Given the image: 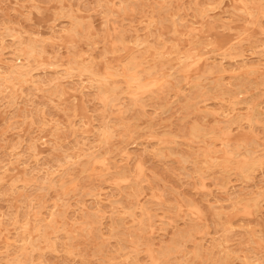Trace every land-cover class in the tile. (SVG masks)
I'll list each match as a JSON object with an SVG mask.
<instances>
[{
	"label": "rangeland",
	"instance_id": "obj_1",
	"mask_svg": "<svg viewBox=\"0 0 264 264\" xmlns=\"http://www.w3.org/2000/svg\"><path fill=\"white\" fill-rule=\"evenodd\" d=\"M0 40V264H264V0H0Z\"/></svg>",
	"mask_w": 264,
	"mask_h": 264
},
{
	"label": "bare ground",
	"instance_id": "obj_2",
	"mask_svg": "<svg viewBox=\"0 0 264 264\" xmlns=\"http://www.w3.org/2000/svg\"><path fill=\"white\" fill-rule=\"evenodd\" d=\"M16 1H17V0H16ZM56 1H57V0H56ZM127 1H128V0H127ZM119 2H120V1H119ZM124 2H125V1H124ZM68 3H69V2H68ZM108 5H109V4H108ZM68 6H70V4H69ZM105 6H106V5H105ZM60 7H62V6L60 5ZM104 8H106V7H104ZM69 10H71V9L68 8V11H69ZM103 11H104V10H103ZM107 11H108V10H107ZM110 12H112V11H110ZM110 12H109V13H110ZM105 13H107V12H105ZM112 13H113V12H112ZM110 15H111V13H110ZM112 15H113V14H112ZM201 17H202V16H201ZM204 17H205V16H204ZM106 18H107V17H106ZM250 18H251V17H250ZM252 19H253V18H252ZM256 19H257V18H256ZM249 20H250V19H249ZM253 20H255V19H253ZM9 21H10V20H9ZM105 21H106V20H105ZM109 21H110V20H109ZM109 21H108V22H109ZM10 22H11V21H10ZM73 22H74V21H73ZM73 22H72V23H73ZM106 22H107V21H106ZM90 24H91V23H90ZM204 24H205V22H204ZM83 25H84V24H83ZM87 25H88V24H87ZM88 26H89V25H88ZM88 26H87V27H88ZM107 26H108V25H107ZM9 28H10V27H9ZM200 28H201V27H200ZM12 29H13V28H12ZM115 29H116V28H115ZM19 30H20V29H19ZM108 30H109V29H108ZM204 30H205V29H204ZM14 31H15V30H14ZM52 31H53V30H52ZM110 31H111V30H110ZM205 31H206V30H205ZM16 32H17V31H16ZM53 32H54V31H53ZM51 33H52V32H51ZM202 33H203V32H202ZM211 33H212V32H211ZM54 34H55V33H54ZM19 35H20V34H19ZM162 35H163V34H162ZM201 35H202V34H201ZM211 35H212V34H211ZM53 36H54V35H53ZM110 36H111V35H110ZM116 36H117V35H116ZM51 37H52V36H51ZM232 37H233V36H232ZM1 38H2V36H1ZM30 38H31V37H30ZM55 38H56V37H55ZM119 38H120V37H119ZM123 38H124V37H123ZM39 39H40V38H39ZM186 39H187V38H186ZM18 40H19V39H18ZM174 40H175V39H174ZM183 40H184V39H183ZM195 40H196V39H195ZM0 41H1V40H0ZM114 41H115V40H114ZM120 41H122V38H121ZM181 41H182V40H181ZM201 41H202V39H201ZM201 41H200V43H201ZM226 41H227V40H226ZM36 42H37V41H36ZM38 42H39V41H38ZM41 42H42V41H41ZM107 42H108V41H107ZM118 42H119V40H118ZM128 42H129V41H128ZM211 42H212V41H211ZM22 43H23V42H22ZM26 43H27V42H26ZM105 43H106V42H105ZM193 43H194V42H193ZM196 43H197V42H196ZM198 43H199V42H198ZM206 43H207V42H206ZM229 43H230V42H229ZM231 43H232V42H231ZM118 44H119V43H118ZM120 44H121V42H120ZM174 44H175V43H174ZM194 44H195V43H194ZM194 44H193V45H194ZM208 44H209V42H208ZM110 45H111V44H110ZM125 45H126V44H125ZM131 45H132V44H131ZM175 45H176V44H175ZM202 45H204V44H202ZM206 45H207V44H206ZM210 45H212V44H210ZM225 45H226V44H225ZM179 46H180V45H179ZM116 47H117V46H116ZM125 47H127V46H125ZM172 47H173V46H172ZM175 47H176V46H175ZM175 47H174V48H175ZM192 47H193V46H192ZM238 47H239V46H238ZM25 48H26V46H25ZM180 48H181V46H180ZM187 48H188V47H187ZM111 49H113V48H111ZM185 49H186V48H185ZM198 49H199V48H198ZM224 49H225V48H224ZM51 50H52V49H51ZM114 50H115V49H113V51H114ZM174 50H175V49H174ZM174 50H173V51H174ZM183 50H184V49H183ZM188 50H189V49H188ZM188 50H187L186 52H188ZM28 51H29V50H28ZM54 51H56V50H54ZM195 51H196V50H195ZM201 51H202V50H201ZM239 51H240L239 53H241V50H239ZM39 52H40V51H39ZM43 52H44V51H43ZM186 52H185V53H186ZM191 52H192V51H191ZM196 52H197V51H196ZM47 53H48V52H47ZM115 53H116V52H115ZM117 53H118V52H117ZM1 54H2V53H1ZM26 54H27V53H26ZM38 54H39V53H38ZM48 54H49V53H48ZM100 54H101V53H100ZM103 54H104V53H103ZM105 54H106V53H105ZM112 54H113V53H112ZM130 54H131V53H130ZM136 54H138L137 51H136ZM136 54H135V55H136ZM142 54H143V53H142ZM180 54H181V53H180ZM196 54H197V53H196ZM236 54H237V53H236ZM138 55H139V54H138ZM188 55H189V54H188ZM201 55H202V54H201ZM227 55H228V54H227ZM240 55H241V54H240ZM136 56H137V55H136ZM197 56H198V55H197ZM225 56H226V55H225ZM242 56H243V55H242ZM45 57H46V56H45ZM58 57H59V56H58ZM106 57H107V56H106ZM184 57H185V56H184ZM198 57H199V56H198ZM48 58H49V57H48ZM54 58H55V57H54ZM100 58H101V57H100ZM102 58H103V57H102ZM137 58H138V56H137ZM176 58H177V57H176ZM178 58H179V56H178ZM191 58H192V57H191ZM236 58H237V57H236ZM1 59H2V58H1ZM45 59H46V58H45ZM45 59H44V60H45ZM86 59H88V58H86ZM86 59H85V60H86ZM134 59H135V58H134ZM179 59L182 60L181 58H179ZM226 59H227V57H226ZM75 60H76V59H75ZM79 60H80V59H79ZM136 60H137V59H136ZM136 60H135V61H136ZM169 60H170V59H169ZM177 60H178V59H177ZM184 60H185V59H184ZM184 60H182V61H180V62H184ZM242 60H243V59H242ZM263 60H264V59H263ZM263 60H262V61H263ZM5 61H7V59H6ZM31 61H32V60H31ZM35 61H36V60H35ZM139 61H140V60H139ZM145 61H146V60H145ZM186 61H187V60H186ZM213 61H214V60H213ZM213 61H212V62H213ZM240 61H241V60H240ZM246 61H247V59H246ZM36 62H37V61H36ZM54 62H55V61H54ZM73 62H74V61H73ZM73 62H72V63H73ZM87 62H88V61H87ZM119 62H120V61H119ZM123 62H124V61H123ZM143 62H144V61H143ZM148 62H149V61H148ZM162 62H163V61H162ZM178 62H179V61H178ZM41 63H42V62H41ZM55 63H56V62H55ZM90 63H91V62H90ZM126 63H127V62H126ZM155 63H157V62H155ZM188 63H189V62H188ZM224 63H225V62H224ZM224 63H223V64H224ZM246 63H247V62H246ZM29 64H31V63H29ZM77 64H79V63H77ZM129 64H131V63H129ZM135 64H136V63H135ZM143 64H144V63H143ZM152 64H154V63H152ZM162 64H163V63H162ZM182 64H183V63H182ZM184 64H185V63H184ZM210 64H211V63H210ZM213 64H214V63H213ZM241 64H242V63H241ZM241 64H240V65H241ZM4 65H5V64H4ZM20 65H21V64H20ZM34 65H35V64H34ZM72 65H73V64H72ZM79 65H80V64H79ZM107 65L109 66L108 63H107ZM117 65H118V64H117ZM166 65H167V64H166ZM168 65H169V64H168ZM214 65H215V64H214ZM0 66H1V65H0ZM9 66H11V65H9ZM22 66H23V65H22ZM55 66H56V64H55ZM77 66H78V65H77ZM89 66H90V65H89ZM119 66H121V65H119ZM123 66H124V64H123ZM127 66H128V65H127ZM137 66H140V65L137 64ZM171 66H172V65H171ZM179 66H180V65H179ZM181 66H182V65H181ZM233 66H234V64H233ZM254 66H255V65H254ZM258 66L261 67V65H258ZM33 67H34V66H33ZM144 67H145V66H144ZM153 67H154V66H153ZM165 67H166V66H165ZM165 67H164V68H165ZM167 67H169V66H167ZM250 67H251V66H250ZM36 68H37V67H36ZM87 68H90V67H87ZM132 68H133V67H132ZM141 68H142V66H141ZM145 68H146V67H145ZM252 68H253V67H252ZM11 69H12V68H11ZM130 69H131V68H130ZM130 69H129V70H130ZM134 69H136L135 66H134ZM154 69H155V67H154ZM182 69H183V68H182ZM214 69H215V67H214ZM218 69H220V68H218ZM71 70H72V69H71ZM93 70H94V69H93ZM109 70H110V69H109ZM112 70H113V69H112ZM129 70H128V72H129ZM131 70H133V69H131ZM145 70H146V69H145ZM157 70H158V69H157ZM162 70H163V69H162ZM170 70H171V69H170ZM240 70H241V69H240ZM260 70H261V68H260ZM84 71H85V69H84ZM97 71H98V70H97ZM120 71H121V69H120ZM216 71H218V70H216ZM222 71H226V70H223V69H222ZM241 71H242V70H241ZM241 71H240V72H241ZM245 71H246V70H245ZM3 72H4V71H2V73H3ZM10 72H16V70L12 69ZM17 72H18L19 76H21V77H25V76L28 75L27 72H23V71H21V70H19V71H17ZM79 72H80V71H79ZM95 72H96V71H95ZM109 72H110V71H109ZM116 72H117V71H116ZM137 72H138V71H137ZM251 72H252V71H251ZM87 73H89V72H87ZM92 73H93V72H92ZM110 73H111V72H110ZM117 73H118V72H117ZM120 73H121V72H120ZM120 73H119V74H120ZM122 73H123V70H122ZM138 73H139V72H138ZM147 73H148V72H147ZM149 73H150V72H149ZM155 73H156V72H155ZM230 73L232 74L231 70H230ZM90 74H91V73H90ZM93 74H94V73H93ZM97 74H99V72H97ZM108 74H109V73H108ZM139 74L141 75L142 73H139ZM145 74H146V73H145ZM178 74H179V73H178ZM239 74H240V73H239ZM241 74H242V73H241ZM241 74H240V75H241ZM52 75H53V73H52ZM81 75H82V74H81ZM121 75H122V74H121ZM124 75H126V74H124ZM148 75H149V74H148ZM205 75H206V74H205ZM211 75H213V74H211ZM222 75H224V74H222ZM225 75H226V74H225ZM225 75H224V76H225ZM227 75H229V74H227ZM60 76H61V75H60ZM113 76H114V74H113ZM118 76H119V75H118ZM118 76H117V77H118ZM143 76H144V75H143ZM153 76H154V75H153ZM179 76H180V75H179ZM30 77H31V76H30ZM34 77H35V76H34ZM62 77H64V76H62ZM62 77H60V78H62ZM125 77H128V76H125ZM158 77H159V76H158ZM170 77H171V76H170ZM208 77H209V76H208ZM218 77H219V76H218ZM238 77H239V76H238ZM258 77H259V76H258ZM10 78H12V77H10ZM16 78H17V77H16ZM18 78H19V77H18ZM18 78H17V79H18ZM98 78H99V77H98ZM107 78H108V77H107ZM121 78H123V76H122ZM130 78H131V76L129 77V79H130ZM148 78H149V77H148ZM152 78H153V77H152ZM161 78H162V77H161ZM175 78H176V81H177V77H175ZM214 78H215V77H214ZM233 78H234V77H233ZM242 78H243V77H242ZM0 79H1V78H0ZM22 79H23V78H22ZM171 79H173V78H171ZM222 79H224V78H222ZM222 79H220V80L222 81ZM234 79H235V78H234ZM234 79H233V80H234ZM245 79H246V78H245ZM8 80H9V78H8ZM15 80H16V79H15ZM15 80H14V81H15ZM113 80H114V79H113ZM121 80H122V79H121ZM135 80H136V78H135ZM135 80L132 79V81H135ZM195 80H196V79H195ZM236 80L238 81V78H237ZM247 80H248V79H247ZM6 81H7V80H6ZM9 81H10V80H9ZM11 81H12V80H11ZM16 81H17V80H16ZM22 81H23V80H22ZM109 81H110V80H109ZM118 81H119V80H118ZM129 81L131 82V79H130ZM234 81H235V80H234ZM263 81H264V79H263ZM12 82H13V81H12ZM45 82H46V81H45ZM113 82H114V81H113ZM135 82H136V81H135ZM178 82H179V81H177L176 84H177ZM232 82H233V81H232ZM252 82H253V81H252ZM9 83H10V82H9ZM16 83H17V82H16ZM39 83H41V82H39ZM39 83H38V84H39ZM136 83H137V82H136ZM201 83H202V82H201ZM224 83H225V82H224ZM244 83H245V82H244ZM253 83H254V82H253ZM253 83H252V84H253ZM17 84H18V83H17ZM41 84H42V83H41ZM124 84H125V83H124ZM173 84H174V83H173ZM176 84H175L174 86H176ZM194 84H195V83H194ZM206 84H207V83H206ZM230 84H231V83H230ZM242 84H243V83H242ZM245 84H246V83H245ZM250 84H251V83H250ZM252 84H251V85H252ZM262 84H263V83H262ZM262 84H261V85H262ZM35 85H36V84H35ZM42 85H43V84H42ZM136 85H137V84H136ZM188 85H189V84H188ZM199 85H200V83H199ZM201 85H202V84H201ZM219 85H221V84H219ZM28 86H29V85H28ZM30 86H31V84H30ZM61 86H62V85H61ZM69 86H70V85H69ZM190 86H191V85H190ZM194 86H195V85H194ZM194 86H193V90L195 89V91L197 92V90H196V88H195ZM221 86H222V85H221ZM235 86H236V85H235ZM235 86H234V87H235ZM243 86H244V84H243ZM248 86H250L249 83H248ZM253 86H254V85H253ZM15 87H16V85H15ZM52 87H53V86H52ZM70 87H71V86H70ZM114 87H115V86H114ZM120 87H121V86H120ZM122 87H123V86H122ZM127 87H129V86H127ZM188 87H189V86H188ZM196 87H197V86H196ZM199 87H200V86H199ZM208 87H210V86L208 85ZM224 87H226V86H224ZM57 88H59V87H57ZM57 88H56V89H57ZM64 88H65V87H64ZM102 88H103V87H102ZM102 88H101V89H102ZM115 88H119V87H115ZM154 88H155V87H154ZM210 88H211V87H210ZM213 88H214V87H213ZM221 88H223V87H221ZM235 88H236V87H235ZM244 88H245V87H244ZM253 88H254V87H253ZM9 89H11V88H9ZM67 89H68V87H67ZM95 89H96V88H95ZM101 89H100V90H101ZM110 89H111V88H110ZM113 89H114V88H112V90H113ZM191 89H192V88H191ZM203 89H204V88H203ZM206 89H207V88H206ZM236 89H237V88H236ZM240 89H241V88H240ZM245 89H246V88H245ZM255 89H256V88H255ZM19 90H21V89H19ZM27 90L29 91V89H27ZM27 90H26V91H27ZM33 90H35V89H33ZM102 90H103V89H102ZM181 90H182V89H181ZM199 90H200V89H199ZM228 90L231 91V89H228ZM243 90H244V89H243ZM24 91H25V89H24ZM36 91H37V90H36ZM39 91H40V90H39ZM56 91H57V90H56ZM70 91H71V90H70ZM107 91H108V90H107ZM116 91H117V90H116ZM179 91H180V90H179ZM232 91H233V90H232ZM247 91H248V90H247ZM100 92H101V91H100ZM117 92H118V91H117ZM145 92H146V91H145ZM145 92H144V94H145ZM147 92H149V91H147ZM168 92H169V91H168ZM168 92H167V93H168ZM187 92H188V91H187ZM190 92L192 93V92H194V91H191V90H190ZM207 92H208V91H207ZM233 92H234V91H233ZM257 92H258V91H257ZM260 92H261V91H260ZM55 93H57V92H55ZM103 93H104V92H103ZM106 93H107V92H106ZM109 93H112V92H109ZM120 93H121V92L119 91L118 95H119ZM122 93H123V92H122ZM130 93H131V92H130ZM142 93H143V92H142ZM200 93H201V92H200ZM210 93H211V92H210ZM236 93H238V92H236ZM250 93H251V92H250ZM250 93H249V94H250ZM255 93H256V92H255ZM9 94H10V93H9ZM9 94H8V95H9ZM12 94H13V93H12ZM58 94H59V93H58ZM58 94H57V95H58ZM99 94H100V93H99ZM123 94H124V93H123ZM137 94H138V93H137ZM144 94H143V95H144ZM155 94H156V93H155ZM208 94H209V93H208ZM208 94H207V95H208ZM245 94H246V93H245ZM253 94H254V93H253ZM258 94H259V93H258ZM94 95H95V93H94ZM101 95H102V94H101ZM135 95H136V93H135ZM168 95H169V93H168ZM168 95H167V96H168ZM177 95H178V94H177ZM188 95H189V94H188ZM194 95H195V94H194ZM194 95H193L192 97H194ZM215 95H216V94H215ZM229 95H230V94H229ZM256 95H257V94H256ZM256 95H255V96H256ZM136 96H138V95H136ZM140 96H142V95H140ZM167 96H166V97H167ZM170 96H171V94H170ZM200 96H201V94H200ZM200 96H199V97H200ZM252 96H253V95H252ZM261 96H262V94H261ZM261 96L258 95V97H261ZM7 97H8V96H7ZM42 97H43V96H42ZM115 97H116V96H115ZM117 97H119V96H117ZM126 97H127V96H125V98H126ZM152 97H153V96H152ZM166 97H165V98H166ZM190 97H191V96H190ZM192 97H191V98H192ZM202 97H203V96H202ZM221 97H222V96H221ZM234 97H235V95H234ZM247 97H248V96H247ZM120 98H121V97H120ZM157 98H158V97H157ZM181 98H182V97H181ZM200 98H201V97H200ZM217 98H218V97H217ZM219 98H220V97H219ZM235 98H237V97H235ZM256 98H257V96H256ZM256 98H254V99H256ZM49 99H50V98H49ZM99 99H100V98H99ZM155 99H156V98H155ZM158 99H159V98H158ZM195 99H196V98H195ZM249 99H250V98H249ZM249 99H248V101H249ZM102 100H103V99H102ZM117 100H118V98H117ZM117 100H116V101H117ZM167 100H168V99H167ZM181 100H183V99H181ZM184 100H186V99H184ZM193 100H194V99H193ZM193 100H192V101H193ZM196 100H197V99H196ZM237 100H238V99H237ZM237 100H236V101H237ZM243 100H244V99H243ZM243 100H242V98H241V102H243ZM250 100H251V99H250ZM258 100H259V99H258ZM21 101H22V100H21ZM23 101H24V100H23ZM47 101H48V100H47ZM50 101H51V100H49V102H50ZM119 101H120V99H119ZM199 101H200V100H199ZM9 102H10V101H9ZM52 102H53V101H52ZM159 102H160V101H159ZM205 102H206V100H205ZM237 102H239V101H237ZM15 103H16V102H15ZM156 103L158 104V102H156ZM235 103H236V102H235ZM244 103H245V101H244ZM247 103H248V102H247ZM17 104H18V102H17ZM21 104H22V103H21ZM105 104H106V103H105ZM123 104H125V103H123ZM241 104H243V103H241ZM258 104H259V103H258ZM22 105H23V104H22ZM70 105H71V104H70ZM121 105H122V104H121ZM126 105H127V103H126ZM131 105H132V102H131L130 106H131ZM144 105H145V104H144ZM149 105H150V103H149ZM149 105H148V106H149ZM158 105H159V104H158ZM162 105H163V104H162ZM199 105H201V101H200V104H199ZM239 105H240V104H239ZM243 105H244V104H243ZM245 105H246V104H245ZM254 105H255V104H254ZM261 105H262V104H261ZM14 106L16 107V105H14ZM65 106H66V105H65ZM67 106H68V105H67ZM116 106H117V105H116ZM119 106H120V105H119ZM159 106H161V105H159ZM186 106H187V104H186ZM186 106H185V107H186ZM194 106H195V105H194ZM23 107H24V106H23ZM98 107H99V106H98ZM123 107H124V105H123ZM126 107H127V106H126ZM165 107H166V106H165ZM187 107H188V106H187ZM232 107H233V106H232ZM239 107H240V106H239ZM241 107H242V105H241ZM249 107H250V105H249ZM255 107H256V106H255ZM257 107H258V106H257ZM67 108H68V107H67ZM101 108H102V106H101ZM114 108H115V107H114ZM116 108H117V107H116ZM128 108H129V107H128ZM130 108H132V107H130ZM192 108H193V107H192ZM194 108H195V107H194ZM203 108H205V107H203ZM235 108H236V106H235ZM250 108H251V107H250ZM259 108H261V107H259ZM13 109H14V108H13ZM16 109H17V107H16ZM104 109H105V107H104ZM111 109H112V108H111ZM188 109H189V108H188ZM198 109H199V108H198ZM222 109H223V106H222ZM253 109H255V108L253 107ZM256 109H257V108H256ZM256 109H255V110H256ZM19 110H20V109H19ZM19 110H17V112H18ZM23 110H24V109H23ZM23 110H21V111H23ZM70 110H71V109H70ZM126 110H128V109H126ZM126 110H125V112H126ZM243 110H244V109H243ZM261 110H262V109H261ZM24 111H25V110H24ZM24 111H23V112H24ZM117 111H118V110H117ZM229 111H230V110H229ZM71 112H72V110H71ZM111 112H112V111H111ZM138 112H139V110H138ZM185 112H186V111H185ZM202 112H203V110H202ZM205 112H206V111H205ZM205 112H204V113H205ZM211 112H212V111H211ZM254 112H255V111H254ZM107 113H108V112H107ZM121 113H122V112H121ZM121 113H120V114H121ZM126 113H127V112H126ZM134 113H136V112H134ZM139 113H141V112H139ZM144 113H145V112H144ZM187 113H188V111H187ZM187 113H186V114H187ZM206 113H207V112H206ZM234 113H235V112H234ZM238 113H239V112H238ZM255 113H256V112H255ZM11 114H13V113H11ZM23 114H24V113H23ZM25 114H26V113H25ZM118 114H119V113H118ZM141 114H142V113H141ZM146 114H147V113H146ZM257 114H258V113H257ZM17 115H18V114H17ZM17 115H16V116H17ZM26 115H27V114H26ZM100 115H101V114H100ZM100 115H99V117H101ZM139 115H140V114H139ZM142 115H143V114H142ZM189 115H190V114H189ZM219 115L221 116L220 113H219ZM234 115H235V114H234ZM245 115H246V114H245ZM245 115H244V116H245ZM255 115H256V114H255ZM263 115H264V114H263ZM263 115H262V116H263ZM24 116H25V115H24ZM24 116H23V117H24ZM144 116H145V115H144ZM222 116H223V115H222ZM244 116H243V117H244ZM256 116H257V115H256ZM260 116H261V115H260ZM9 117H10V116H9ZM74 117H75V116H74ZM110 117H114V116H110ZM131 117H132V116H131ZM139 117H141V115H140ZM145 117H146V116H145ZM186 117H187V116H186ZM26 118H27V117H26ZM43 118H44V117H43ZM103 118H104V117H102V119H103ZM184 118H185V117H184ZM262 118H263V117H262ZM24 119H25V118H24ZM45 119H46V118H45ZM100 119H101V118H100ZM102 119H101V120H102ZM259 119H260V117H259ZM21 120H22V119H21ZM127 120H128V119H127ZM223 120H224V119H223ZM229 120H231V119H229ZM240 120H242L241 117H240L239 121H240ZM243 120H244V119H243ZM261 120H262V119H261ZM13 121H14V120H13ZM33 121H34V120H33ZM102 121H103V120H102ZM113 121H114V120H113ZM113 121H112V122H113ZM119 121H121V120H119ZM5 122H6V121H5ZM22 122H23V121H22ZM39 122H40V121H39ZM116 122H117V121H116ZM215 122H216V121H215ZM232 122H233V120H232ZM246 122H247V121H246ZM248 122H249V121H248ZM11 123H12V122H11ZM31 123H33V122H31ZM37 123H38V122H37ZM121 123H122V122H120V125H122ZM146 123H148V122H146ZM192 123H193V122H192ZM221 123H222V122H221ZM223 123H224V122H223ZM223 123H222V124H223ZM241 123H242V122H239V125H240ZM249 123H251V122H249ZM24 124H25V123H24ZM55 124H56V123H55ZM99 124H101V123H99ZM130 124H131V123H130ZM136 124H137V123H136ZM141 124H142V123H141ZM199 124H200V123H199ZM237 124H238V123H237ZM252 124H253V123H252ZM9 125H10V124H9ZM14 125H15V124H14ZM14 125H13V126H14ZM102 125H103V124H102ZM109 125H111V124H109ZM109 125H108V126H109ZM134 125H135V124H134ZM151 125H152V122H151ZM202 125H204V124H202ZM235 125H236V124H235ZM2 126H3V125H2ZM57 126H58V125H57ZM59 126H60V125H59ZM73 126H74V125H73ZM108 126H106V127H108ZM123 126H125V125H123ZM132 126H133V125H132ZM246 126H247V125H246ZM106 127H105V128H106ZM134 127H135V126H134ZM134 127H133V128H134ZM138 127H139V126H138ZM205 127H206V126H205ZM227 127H228V126H227ZM56 128H57V127H56ZM58 128H60V127H58ZM80 128H81V127H80ZM98 128H99V127H98ZM150 128H151V127H150ZM180 128H182V127L180 126ZM183 128H184V127H183ZM189 128H190V127H189ZM206 128H207V127H206ZM13 129H14V128H13ZM13 129H11V130H13ZM15 129H16V128H15ZM60 129H61V128H60ZM60 129H59V130H60ZM99 129H100V128H99ZM108 129H109V128H108ZM112 129H113V128H112ZM114 129H115V128H114ZM119 129H120V128H119ZM119 129H118V131H119ZM208 129H209V128H208ZM8 130H9V129H8ZM57 130H58V129H57ZM72 130H73V129H72ZM121 130H122V129H121ZM153 130H154V129H153ZM178 130H179V129H178ZM187 130H188V128H187ZM206 130H207V129H206ZM206 130H204V131H206ZM214 130H215V129H214ZM216 130H217V129H216ZM221 130H222V129H221ZM34 131H35V130H34ZM106 131H107V130H106ZM109 131H110V130H109ZM111 131L113 132V130H111ZM116 131H117V130H116ZM146 131H147V130H146ZM146 131H145V132H146ZM149 131H151V130H149ZM181 131H182V130H181ZM181 131H180V132H181ZM189 131H190V130H189ZM189 131H188V132H189ZM197 131H198V130H197ZM17 132H18V131H17ZM53 132H54V131H53ZM140 132H141V131H140ZM151 132L153 133V131H151ZM178 132H179V131H178ZM183 132H184V131H183ZM208 132H209V131H208ZM211 132H212V131H211ZM72 133H73V132H72ZM104 133H105V131H104ZM117 133H119V132H117ZM126 133H128V132H126ZM131 133H132V132H131ZM143 133H144V132H143ZM161 133H162V132H161ZM163 133H164V132H163ZM176 133H177V132H176ZM181 133H182V132H181ZM195 133H196V132H195ZM204 133H205V132H204ZM219 133H220V132H219ZM221 133H222V132H221ZM225 133H226V132H225ZM227 133H228V132H227ZM229 133H230V132H229ZM54 134H55V132H54ZM54 134H53V135H54ZM67 134H69V133H67ZM99 134H101V133H99ZM107 134H108V133H107ZM119 134H120V133H119ZM168 134H169V133H168ZM170 134H171V133H170ZM174 134H175V133H174ZM185 134H186V130H185ZM60 135H61V134H60ZM80 135L82 136V134H80ZM111 135H112V134H111ZM114 135H116V134L114 133ZM138 135H139V134H138ZM144 135H145V134H144ZM147 135H148V134H147ZM172 135H173V133H172ZM206 135H207V134H206ZM214 135H215V134H214ZM214 135H213V137H214ZM217 135H218V134H217ZM4 136H5V135H4ZM29 136H30V135H29ZM55 136H57V135L55 134ZM76 136H77V135H76ZM76 136H75V137H76ZM99 136H100V135H99ZM102 136H103V135H102ZM141 136H142V134H141ZM175 136H180V134H179V135L177 134V135H175ZM175 136H174V137H175ZM186 136H187V135H186ZM191 136H192V135H191ZM191 136H190V137H191ZM20 137H22V136H20ZM30 137H31V136H30ZM37 137H38V136H37ZM65 137H66V136H65ZM78 137H79V136H78ZM78 137H77V138H78ZM105 137H106V136H105ZM125 137H126V136H125ZM135 137H136V136H135ZM137 137H138V139H139V136H137ZM137 137H136V138H137ZM206 137H207V136H206ZM219 137H220V136H219ZM0 138H1V137H0ZM27 138L29 139V137H27ZM52 138H53V137H52ZM79 138H80V137H79ZM122 138H123V135H122ZM131 138H132V137H131ZM150 138H151V137H150ZM180 138H181V137H180ZM182 138H183V137H182ZM199 138H200V137H199ZM201 138H202V137H201ZM204 138H205V137H204ZM30 139H31V138H30ZM34 139H36V138H34ZM45 139H46V138H45ZM45 139H44V140H45ZM53 139H55V138H53ZM57 139H58V138H57ZM73 139H75V138H73ZM105 139H106V138H105ZM111 139H113V138H111ZM195 139H196V138H195ZM39 140H40V139H39ZM42 140H43V139H42ZM64 140H65V139H64ZM95 140H96V139H95ZM123 140H125V139H123ZM139 140H140V139H139ZM183 140H184V139H183ZM222 140H223V139H222ZM229 140H230V139H229ZM32 141H33V140H32ZM34 141H35V140H34ZM46 141H47V140H46ZM52 141H55V140H52ZM79 141H81V140H79ZM79 141H78V142H79ZM179 141H180V140H179ZM194 141H195V140H194ZM203 141H204V140H203ZM208 141H209V140H207V142H208ZM218 141H219V139H218ZM21 142H22V139H21ZM62 142H63V141H62ZM62 142H61V143H62ZM70 142H71V141H70ZM81 142H82V141H81ZM117 142H119V141H117ZM122 142H123V141H122ZM13 143H14V142H13ZM13 143H12V144H13ZM15 143H16V142H15ZM17 143H18V142H17ZM25 143H26V141H25ZM31 143H32V142H31ZM38 143H39V142H38ZM76 143H77V142H76ZM112 143H113V142H112ZM115 143H116V142H115ZM129 143H130V142H129ZM141 143L143 144V142H141ZM151 143L153 144V142H151ZM179 143H180V142H179ZM191 143H192V142H191ZM201 143H202V142H201ZM214 143H215V142H214ZM40 144H41V143H40ZM43 144H44V143H43ZM56 144H57V143H56ZM102 144H103V143H102ZM102 144H101V145H102ZM119 144H120V142H119ZM132 144H133V142H132ZM135 144H136V143H135ZM149 144H150V142H149ZM155 144H156V143H155ZM155 144H154V145H155ZM172 144H174V143H172ZM182 144H183V143H182ZM189 144H190V143H189ZM13 145H14V144H13ZM15 145H16V144H15ZM45 145H46V144H45ZM82 145H83V144H82ZM114 145L116 146V144H114ZM177 145H179V144H177ZM212 145H213V144H212ZM214 145H215V144H214ZM10 146H11V145H10ZM25 146H26V145H25ZM27 146H28V145H27ZM86 146H87V144H86ZM86 146H85V147H86ZM108 146H109V145H108ZM111 146H112V145L110 144V147H111ZM122 146H123V145H122ZM186 146H187V145H186ZM222 146H223V145H222ZM240 146H241V145H240ZM51 147H52V146H51ZM56 147H57V146H56ZM56 147H55V148H56ZM99 147H100V146H99ZM104 147H105V146H104ZM120 147H121V146H120ZM157 147H158V146H157ZM187 147H188V146H187ZM194 147H195V146H194ZM209 147H211V146H209ZM216 147H217V146H216ZM9 148H10V147H9ZM65 148H66V147H65ZM86 148H87V147H86ZM106 148H108V147L106 146ZM106 148H104V149H106ZM121 148H122V150L125 149V148H123V147H121ZM165 148H167V147H165ZM188 148H189V147H188ZM192 148H193V147H192ZM217 148H218V147H217ZM232 148H233V147H232ZM51 149H52V148H51ZM53 149H54V147H53ZM83 149H85V148H83ZM90 149H91V148H90ZM90 149H89V150H90ZM110 149H111V148H109V151H110ZM119 149H120V148H119ZM126 149H127V148H126ZM175 149H176V148H175ZM189 149H190V148H189ZM205 149H206V148H205ZM220 149H221V148H220ZM234 149H235V148H234ZM244 149H245V148H244ZM249 149H250V147H249ZM54 150H55V149H54ZM78 150H79V149H78ZM97 150H98V149H97ZM99 150H100V149H99ZM102 150H103V149H102ZM127 150H129V149H127ZM167 150L170 151V149H167ZM177 150H178V149H177ZM177 150H176V151H177ZM191 150H193V149H191ZM245 150H246V149H245ZM25 151H26V149H25ZM83 151H84V150H83ZM112 151H113V150H112ZM120 151H121V150H120ZM183 151H185V149H183ZM187 151H188V150H187ZM198 151H199V150H198ZM252 151H253V150H252ZM37 152H38V151H37ZM58 152H59V151H58ZM61 152H62V151H61ZM85 152H86V151H85ZM100 152H101V151H100ZM105 152H106V151H105ZM113 152H114V151H113ZM121 152H122V151H121ZM181 152H182V150H181ZM254 152L257 153L256 151H254ZM66 153H67V152H66ZM94 153H95V152H94ZM123 153H124V152H123ZM172 153H173V151H172ZM174 153L177 154V152H174ZM174 153H173V154H174ZM182 153H183V152H182ZM184 153H186V152H184ZM259 153H260V152H259ZM261 153H262V152H261ZM56 154H57V153H55V155H56ZM88 154L90 155L89 152H88ZM99 154H100V153H99ZM187 154H188V153H187ZM191 154H192V153H191ZM252 154H253V153H251V157H252ZM61 155H62V154H61ZM69 155H70V154H69ZM69 155H68V156H69ZM117 155H119V153H118ZM120 155H121V154H120ZM192 155H193V154H192ZM192 155H191V156H192ZM216 155H217V154H216ZM236 155H237V154H236ZM236 155H235V156H236ZM238 155H240V154H238ZM243 155H244V154H243ZM248 155H249V151H248ZM257 155H258V154H257ZM261 155H262V154H261ZM261 155H260V156H261ZM263 155H264V154H263ZM36 156H37V155H36ZM64 156H65V155H64ZM106 156H107V155H106ZM157 156H158V155H157ZM170 156H171V155H170ZM184 156H185V154H184ZM186 156H187V155H186ZM186 156H185V157H186ZM188 156H189V155H188ZM188 156H187V157H188ZM191 156H190V157H191ZM200 156H201V155H200ZM245 156H246V154H245ZM258 156H259V155H258ZM260 156H259V157H260ZM50 157H52V156H50ZM66 157H67V156H66ZM87 157H88V156H87ZM97 157H98V156H97ZM112 157L114 158L115 156L112 155ZM135 157H136V156H135ZM135 157H134V158H135ZM259 157H258V158H259ZM9 158H10V157H9ZM53 158H54V157H53ZM75 158H76V157H75ZM119 158H120V157H119ZM125 158H126V157H125ZM158 158H160V157H158ZM164 158H165V157H164ZM236 158H237V157H236ZM5 159H8V157L5 158ZM38 159H39V158H38ZM57 159H58V158H57ZM107 159H108V158H107ZM114 159H115V158H114ZM127 159H128V158H127ZM181 159H182V158H181ZM205 159H206V158H205ZM47 160H48V159H47ZM61 160H62V159H60V161H61ZM67 160H68V159H67ZM122 160H123V159H122ZM214 160H215V159H213V161H214ZM88 161H89V160H88ZM88 161H87V162H88ZM116 161H117V160H116ZM116 161H115V162H116ZM123 161H124V160H123ZM189 161H191V160H189ZM194 161H196V160H194ZM202 161H203V160H202ZM204 161H205V160H204ZM8 162H10V161H8ZM56 162H57V161H56ZM62 162H63V161H62ZM80 162H81V161H80ZM99 162H100V161H99ZM117 162H118V161H117ZM192 162H193V161H191L190 163L192 164ZM216 162H218V161H216ZM216 162H215V163H216ZM231 162H232V161H231ZM10 163H11V162H10ZM52 163H53V162H52ZM70 163H71V162H70ZM83 163H84V162H83ZM219 163H221V162H219ZM53 164H55V162H54ZM53 164H52V165H53ZM71 164H72V163H71ZM75 164H76V163H75ZM111 164H113V163H111ZM206 164H207V162H206ZM225 164H226V163H225ZM228 164H229V162H228ZM234 164H235V163H234ZM255 164H256V163H255ZM41 165H42V163H41ZM77 165H78V164H77ZM114 165H115V164H114ZM120 165H121V164H120ZM192 165H193V164H192ZM208 165H209V163H208ZM221 165H222V164H221ZM2 166H3V165H2ZM35 166H36V165H35ZM54 166H55V165H54ZM56 166H57V165H56ZM69 166H70V165H69ZM81 166H82V165H81ZM81 166H80V167H81ZM194 166H195V165H194ZM260 166H261V165H259V166L257 165V167H259V169H260ZM50 167H51V166H50ZM50 167H48V168L51 169ZM52 167H53V166H52ZM72 167H73V166H72ZM74 167H75V166H74ZM74 167H73V168H74ZM78 167H79V166H78ZM200 167H201V166H200ZM253 167H254V166H253ZM255 167H256V166H255ZM0 168H2V167H0ZM16 168H17V167H16ZM35 168H36V167H35ZM35 168H34V170H35ZM38 168H39V165H38ZM38 168H37V170H38ZM65 168H66V167H65ZM70 168H71V167H70ZM89 168H90V167H89ZM141 168H143V167H141ZM181 168H182V167H181ZM183 168H185V167H183ZM192 168H193V167H192ZM195 168H196V166H195ZM201 168H202V167H201ZM2 169H3V168H2ZM40 169H42V168H40ZM57 169H58V168H57ZM92 169H93V168H92ZM94 169H95V168H94ZM114 169H115V168H114ZM125 169H126V168H125ZM125 169H122V170H125ZM204 169H205V168H204ZM225 169H227V168H225ZM11 170H12V169H11ZM14 170H15V169H14ZM65 170L67 171V169H65ZM65 170H64V171H65ZM76 170H77V169H75V171H76ZM78 170H79V169H78ZM116 170H117V168H116ZM132 170H133V169H132ZM228 170H229V169H228ZM242 170L244 171V169H242ZM249 170H250V169H249ZM28 171H29V169H28ZM30 171H31V169H30ZM60 171H61V170H60ZM81 171H82V170H81ZM89 171H90V170H89ZM127 171H128V170H127ZM143 171H144V170H143ZM197 171H198V169H197ZM246 171H247V170H246ZM253 171H254V170H253ZM10 172H11V171H10ZM61 172H62V171H61ZM73 172H74V170L71 171L72 174H73ZM79 172H80V171H79ZM79 172H78V174H77V172H76V175H79ZM101 172H102V170H101ZM110 172H111V171H110ZM120 172H121V171H120ZM198 172H199V171H198ZM235 172H236V171H235ZM4 173H5V172H4ZM6 173H7V172H6ZM31 173H32V172H31ZM54 173L57 174V172H54ZM66 173H67V172H65V174H66ZM68 173H69V170H68ZM85 173H86V170H85ZM87 173H88V172H87ZM87 173H86V174H87ZM89 173H92V172H89ZM93 173H94V172H93ZM93 173H92V175H93ZM106 173H107V172H106ZM108 173H109V172H108ZM242 173H243V172H242ZM247 173H248V172H247ZM252 173H253V172H252ZM2 174H3V173H2ZM29 174H30V173H29ZM42 174H43V171H42ZM62 174H63V173H62ZM112 174H113V173H112ZM114 174H115V173H114ZM117 174H118V173H117ZM127 174H128V173H127ZM197 174H198V173H197ZM225 174H226V172H225ZM235 174H237V173H235ZM262 174H263V173H262ZM16 175H17V174H16ZM16 175H15V176H16ZM25 175H26V174H25ZM30 175H31V174H30ZM34 175H36V174H34ZM34 175H33V176H34ZM50 175H51V174H50ZM53 175H54V174H53ZM58 175H59V174H58ZM66 175H67V174H66ZM73 175H74V174H73ZM124 175H125V174H124ZM124 175H123V176H124ZM131 175H132V174H131ZM131 175H130V176H131ZM188 175H189V174H188ZM251 175H252V174H251ZM3 176H5V175H3ZM26 176H27V175H26ZM36 176H39V175H36ZM42 176H43V175H42ZM51 176H52V175H51ZM54 176H55V175H54ZM82 176H84V174H83ZM86 176H88V175H86ZM93 176H94V175H93ZM109 176H110V175H109ZM125 176H126V175H125ZM135 176H136V175H135ZM193 176H194V175H193ZM196 176H197V175H196ZM222 176H223V175H222ZM254 176H255V175H254ZM260 176H262V175L260 174ZM55 177H56V176H55ZM59 177H60V176H59ZM70 177H71V176H70ZM75 177H76V176H75ZM79 177H80V176H79ZM132 177H133V176H132ZM141 177H142V176H141ZM141 177H140V178H141ZM187 177H188V176H187ZM228 177H229V176H228ZM1 178H2V177H1ZM5 178H6V177H5ZM39 178H40V177H39ZM77 178H78V177H77ZM84 178H85V177H84ZM84 178H83V179H84ZM87 178H88V177H86V179H87ZM101 178H102V177H101ZM116 178H117V177H116ZM118 178H119V177H118ZM194 178H195V177H194ZM201 178H203V177H201ZM250 178H251V177H250ZM18 179H19V178H18ZM66 179H67V178H66ZM246 179H248V178H246ZM29 180H30V179H29ZM37 180H39V179H37ZM54 180H55V178H54ZM54 180H53V181H54ZM80 180H81V179H80ZM87 180H88V179H87ZM103 180H104V179H103ZM106 180H107V179H106ZM116 180H117V179H116ZM197 180H198V179H197ZM249 180H251V179H249ZM257 180H258V178H257ZM13 181H14V180H13ZM41 181H43V180H41ZM53 181H52V183H54ZM73 181H74V179H73ZM78 181H79V180H78ZM81 181H82V180H81ZM219 181H221V180L219 179ZM227 181H228V180H227ZM255 181H256V180H255ZM39 182H40V180H39ZM70 182H72V180H70ZM85 182H86V181H85ZM141 182H142V181H141ZM223 182H224V180H223ZM246 182H247V181H246ZM250 182H251V181H250ZM52 183H51V184H52ZM57 183H58V182H57ZM57 183H56V184H57ZM66 183H67V182H66ZM68 183H69V182H68ZM221 183H222V182H221ZM229 183H230V182H229ZM1 184H2V183H1ZM38 184H39V183H38ZM86 184H87V183H86ZM90 184H91V183H89V185L87 184L86 187H88V186H89V187H92V186H90ZM100 184H101V183H100ZM100 184H99V185H100ZM140 184H141V183H140ZM5 185H7V184H5ZM10 185H11V184H10ZM40 185H41V184H40ZM54 185H55V184H54ZM54 185H53V186H54ZM63 185H64V184H63ZM63 185H62V186H63ZM84 185H85V184H84ZM94 185H95V184H94ZM94 185H93V186H94ZM99 185H98V186H99ZM130 185H134V184H130ZM135 185H136V184H135ZM201 185H202V184H201ZM218 185H220V183H219ZM18 186H19V185H18ZM55 186H56V185H55ZM95 186H97V185H95ZM220 186H221V185H220ZM223 186H224V185H223ZM256 186H257V185H256ZM263 186H264V185H263ZM13 187H15V186H13ZM39 187H40V186H39ZM50 187H51V185H50ZM56 187H57V186H56ZM100 187H101V186H100ZM126 187H127V186H126ZM143 187H146V186H143ZM5 188H6V187H5ZM5 188H4V189H5ZM17 188H18V187H17ZM27 188H28V187H27ZM27 188H26V190H27ZM30 188H31V187H30ZM37 188H38V187H36V190H37ZM58 188H59V187H58ZM60 188H61V187H60ZM92 188H93V187H92ZM97 188H98V187H97ZM124 188H125V187H123V189H124ZM130 188H131V187H130ZM133 188H134V187H133ZM133 188H131V189H133ZM138 188H139V187H138ZM147 188H149V187H147ZM221 188H223V187H221ZM261 188H262V187H261ZM19 189H20V188H19ZM23 189H24V186H23ZM34 189H35V187H34ZM39 189H40V188H39ZM87 189H88V188H87ZM101 189H102V188H101ZM135 189H136V188H134L133 190H135ZM143 189H145V188H143ZM168 189H169V188H168ZM2 190H3V189H2ZM6 190H7V189H6ZM145 190H146V189H145ZM152 190H153V189H152ZM226 190H227V189H226ZM252 190H253V189H252ZM262 190H264V189H262ZM17 191H18V190H17ZM23 191H24V190H23ZM54 191L57 192L58 189H57V190H53V192H54ZM60 191H61V190H60ZM92 191H93V190H92ZM128 191H129V190H128ZM135 191H136V190H135ZM135 191H133V192H135ZM143 191H144V190H143ZM227 191H228V190H227ZM240 191H241V190H240ZM240 191H239V192H240ZM247 191H249V190H247ZM250 191H251V190H250ZM253 191H255V190H253ZM258 191H259V190H258ZM35 192H37V191H35ZM65 192H66V191H65ZM84 192H85V191H84ZM95 192H97V191L95 190ZM239 192H238V193H239ZM251 192H252V191H251ZM18 193H19V191H18ZM27 193H28V192H27ZM47 193H48V192H47ZM47 193H46V194H47ZM93 193H94V192H93ZM128 193H129V192H128ZM152 193H153V192H152ZM165 193H166V192H165ZM240 193H241V192H240ZM258 193H259V192H258ZM20 194H21V193H20ZM23 194H24V193H23ZM25 194H26V193H25ZM30 194H31V193H30ZM30 194H29V195H30ZM94 194H95V193H94ZM130 194H131V193H130ZM154 194H155V193H154ZM245 194H246V193H245ZM256 194H257V193H256ZM0 195H1V194H0ZM12 195H13V194H12ZM21 195H22V194H21ZM56 195H58V194H56ZM59 195H60V194H59ZM85 195H88V194H85ZM99 195H100V194H99ZM126 195H127V194H126ZM239 195H241V194H239ZM36 196H37V195H36ZM60 196L62 197L63 195H60ZM66 196H68V195H66ZM83 196H84V195H83ZM92 196H93V195H92ZM94 196H96V195H94ZM127 196H128V195H127ZM140 196H141V195H140ZM159 196H160V195H158V197H159ZM224 196H225V194H224ZM252 196H253V195H252ZM0 197H1V196H0ZM16 197H17V196H16ZM22 197H23V196H21V198H22ZM26 197L28 198V195H27ZM57 197H58V196H57ZM70 197H71V196H70ZM123 197H124V196H123ZM128 197H129V196H128ZM160 197H161V196H160ZM240 197H241V196H240ZM240 197H239V198H240ZM258 197H259V196H258ZM37 198H38V197H37ZM49 198H50V197H49ZM223 198H224V197H223ZM223 198H222V199H223ZM241 198H242V197H241ZM249 198H250V197H249ZM249 198H247V199H249ZM253 198H254V197H253ZM18 199H19V197H18ZM45 199H46V198H45ZM56 199H57V198H56ZM62 199H63V198H62ZM65 199H67V197H66ZM69 199H70V198H69ZM79 199H80V198H79ZM126 199L128 200V198H126ZM155 199H156V198H155ZM229 199H230V198H229ZM231 199H232V197H231ZM251 199H252V198H251ZM256 199H257V198H256ZM22 200H23V199H22ZM32 200H35V199L32 198ZM121 200H122V199H121ZM133 200H134V198H133ZM156 200H157V199H156ZM239 200H240V199H239ZM242 200H243V199H241V201H242ZM257 200H260V198L257 199ZM262 200H263V199H262ZM262 200H261V201H262ZM18 201H19V200H18ZM25 201H27V200H25ZM29 201H30V200H29ZM66 201H67V200H66ZM80 201H82V199H80ZM96 201H97V200H96ZM112 201H113V200H112ZM123 201H124V200H123ZM160 201H161V199H160ZM67 202H68V201H67ZM67 202H66V203H67ZM121 202H122V201H121ZM135 202H137V201H135ZM147 202H148V201H147ZM147 202L145 201V203H147ZM22 203H23V201H22ZM40 203H41V202H40ZM62 203H63V202H62ZM64 203H65V200H64ZM79 203H80V202H79ZM97 203H98V202H97ZM143 203H144V202H143ZM145 203H144V204H145ZM148 203H152V202H148ZM153 203H154V202H153ZM253 203H254V202H253ZM256 203H258V202L256 201ZM33 204H34V203H33ZM33 204H32V206H33ZM67 204H68V203H67ZM135 204H136V203H135ZM155 204H156V203H154V205H155ZM207 204H208V203H207ZM234 204H235V203H234ZM240 204H241V203H240ZM258 204H260V203H258ZM258 204H256V205L259 206ZM34 205H35V204H34ZM56 205H57V204H56ZM68 205H69V204H68ZM71 205H72V204H71ZM94 205H95V203H94ZM120 205H121V204H120ZM131 205L133 206V204H131ZM154 205H153V207H154ZM168 205H170V204H168ZM23 206H24V205H23ZM23 206H21V207L23 208ZM59 206H60V205H59ZM66 206H67V205H66ZM95 206H97V205H95ZM100 206H101V203H100ZM122 206H123V204H122ZM124 206H125V205H124ZM128 206H129V204H128ZM139 206H140V205H139ZM157 206H158V205H157ZM257 206H255V208H256ZM33 207H34V206H33ZM56 207H57V206H56ZM91 207H92V206H91ZM114 207H115V205H114ZM135 207H136V206H135ZM146 207H147V206H145V208H146ZM155 207H156V205H155ZM155 207H154V208H155ZM158 207H159V206H158ZM164 207H165V206H164ZM168 207H169V206H168ZM230 207H231V206H230ZM230 207H228V208H230ZM233 207H234V206H233ZM259 207H261V205H260ZM43 208H44V207H43ZM61 208H62V207H61ZM150 208H152V206H151ZM171 208H172V207H171ZM211 208H212V209H215L214 207H211ZM234 208H235V207H234ZM263 208H264V207H263ZM66 209H67V208H66ZM89 209L91 210V208H89ZM191 209H192V208H191ZM13 210H14V209H13ZM81 210H82V209H81ZM90 210H89V212H91ZM133 210H134V209H133ZM137 210H138V209H137ZM141 210H142V209H141ZM153 210H154V209H153ZM157 210H158V209H157ZM164 210H165V209H164ZM168 210H169V208H168ZM20 211H21V210H20ZM68 211H69V210H68ZM68 211H67V212H68ZM94 211H95V210H94ZM135 211H136V210H135ZM149 211H150V210H149ZM162 211H163V210H162ZM245 211H248V210L246 209ZM256 211H259V210H256ZM36 212H37V210H36ZM95 212H96V211H95ZM143 212H144V211H143ZM143 212H142V213H143ZM175 212H176V210H175ZM259 212H260V211H259ZM1 213H2V211H1ZM4 213H6V212H4ZM37 213H38V212H37ZM59 213H60V212H59ZM65 213H66V212H65ZM85 213H86V211H85ZM257 213H258V212H257ZM78 214H79V213H78ZM86 214H88V213H86ZM86 214H85V215H86ZM89 214H90V213H89ZM115 214H116V213H115ZM137 214H138V213H137ZM156 214H157V212H156ZM175 214H176V213H175ZM220 214H221V213H220ZM55 215H56V214H55ZM138 215H139V214H138ZM160 215H161V214H160ZM160 215H159V216H160ZM188 215H189V214H188ZM8 216H9V215H8ZM36 216H37V215H36ZM39 216H40V215H39ZM56 216H57V215H56ZM81 216H82V215H81ZM111 216H113V215H111ZM115 216H116V215H115ZM154 216H155V215H154ZM173 216H174V214L172 215V217H173ZM176 216H177V215H176ZM257 216H258V215H257ZM41 217H42V216H40V218H41ZM53 217H54V215H53ZM77 217H78V216H77ZM87 217H88V216H87ZM163 217H164V216H163ZM174 217H175V216H174ZM174 217H173V218H174ZM219 217H220V216H219ZM250 217H251V216H250ZM4 218H5V217H4ZM15 218H16V217H15ZM55 218H56V217H55ZM101 218H102V216H101ZM101 218H100V219H101ZM116 218H117V217H116ZM144 218H145V217H144ZM192 218H193V217H192ZM195 218H196V217H195ZM225 218H226V217H225ZM16 219H17V218H16ZM42 219H43V218H42ZM61 219H62V218H61ZM69 219H70V218H69ZM79 219H80V218H79ZM84 219H85V218H84ZM89 219L92 220L91 218H89ZM100 219H99V220H100ZM123 219H124V218H123ZM132 219H133V218H132ZM134 219H135V217H134ZM5 220H6V219H5ZM24 220H25V219H24ZM24 220H23V221H24ZM47 220L49 221V219H47ZM94 220H96V219H94ZM99 220H97V222H98ZM141 220H142V219H141ZM153 220H156L155 217H154ZM176 220H177V219H176ZM40 221H41V220H40ZM52 221H53V219H52ZM54 221H55V220H54ZM54 221H53V223H54ZM63 221H64V220H62V224L65 223V222H63ZM86 221H87V220H86ZM193 221H195V220H193ZM227 221H229V220L227 219ZM82 222H83V221H82ZM82 222H81V223H82ZM84 222H85V221H84ZM87 222H88V221H87ZM93 222H94V221H93ZM127 222H128V221H127ZM135 222H136V220H135ZM154 222H155V221H154ZM190 222H191V221H190ZM30 223H31V222H30ZM57 223H58V222H57ZM71 223H72V222H71ZM79 223H80V222H79ZM98 223H100V222H98ZM144 223H145V222H144ZM3 224H4V223H3ZM74 224L76 225V223H74ZM90 224H91V223H90ZM109 224H110V223H109ZM195 224H196V223H195ZM200 224H201V223H200ZM33 225H34V224H33ZM58 225H59V224H58ZM206 225H207V224H206ZM87 226H88V225H87ZM117 226H118V224H117ZM128 226H129V225H128ZM197 226H198V225H197ZM7 227H8V226H7ZM61 227H62V226H61ZM61 227H60V228H61ZM71 227H73V226H71ZM88 227H89V226H88ZM123 227H124V226H123ZM123 227H121V229H123ZM143 227L145 228V225H144ZM153 227H154V226H153ZM189 227H190V226H189ZM194 227H195V226H194ZM207 227H208V226H207ZM228 227H229V226H228ZM246 227H247V226H246ZM31 228H32V226H31ZM67 228H68V226H67ZM98 228H99V227H98ZM118 228H119V227H118ZM124 228H125V227H124ZM130 228H131V227H130ZM150 228H151V227H150ZM199 228H200V226H199ZM73 229H74V227H73ZM86 229H87V228H86ZM125 229H126V228H125ZM139 229H140V227H139ZM142 229H143V228H142ZM142 229H141V230H142ZM145 229H146V228H145ZM192 229H193V228H192ZM192 229H191V230H192ZM203 229H204V228H203ZM207 229H208V228H207ZM4 230H5V233H6V229H5V228H4ZM18 230H20V227L18 228ZM53 230H54V229H53ZM63 230H66V229L64 228ZM110 230H111V229H110ZM118 230H119V229H118ZM136 230H137V229H136ZM143 230H144V229H143ZM146 230H147V229H146ZM146 230H144V231H146ZM189 230H190V229H189ZM223 230H224V229H223ZM225 230H226V229H225ZM225 230H224V231H225ZM256 230H257V229H256ZM100 231H101V230H100ZM108 231H109V229H108ZM112 231H113V230H112ZM121 231H122V230H121ZM121 231H118L117 233L120 234ZM149 231H150V230H149ZM153 231H154V230H153ZM201 231H202V230H201ZM201 231H200V232H201ZM11 232H12V231H11ZM19 232H20V231H19ZM29 232H30V231H29ZM38 232H39V231H38ZM96 232H97V230H96ZM124 232H125V230H124ZM186 232H187V231H186ZM193 232H196V231H193ZM260 232H261V231H260ZM0 233H1V232H0ZM25 233H26V232H25ZM31 233H32V232H31ZM56 233H57V232H56ZM56 233L54 232V234H53V232H52L53 236H54ZM82 233H83V232H82ZM147 233H148V232H147ZM182 233H183V230H182ZM184 233H185V232H184ZM184 233H183V234H184ZM202 233H203V232H202ZM225 233H226V232H225ZM6 234H7V233H6ZM23 234H24V233H23ZM28 234H29V233H28ZM47 234H48V232H47ZM69 234H70V233H69ZM79 234H80V233H79ZM79 234H78V235L75 234V235L81 237V234H80V235H79ZM83 234H85V233H83ZM177 234H178V233H177ZM245 234H246V233H245ZM255 234H256V233H255ZM260 234H261V233H260ZM12 235H13V234H12ZM12 235H11V236H12ZM87 235H88V234H87ZM96 235L99 236L98 233H96ZM126 235H127V234H126ZM178 235H179V234H178ZM256 235H258V234H256ZM13 236H14V235H13ZM21 236H22V235H21ZM69 236H70V235H69ZM85 236H86V234H85ZM128 236H129V235H128ZM131 236H133V235H131ZM140 236H141V235H140ZM191 236H194V235H192V233H191ZM246 236H247V234H246ZM88 237H89V236H88ZM135 237H136V236H135ZM184 237H185V236H184ZM258 237H260V236L258 235ZM7 238H8V237H7ZM7 238H6V240H7ZM13 238H14V237H13ZM13 238H12V239H13ZM33 238H34V237H33ZM51 238H52V236H51ZM82 238H83V237H82ZM96 238H97V236H96ZM185 238H186V237H185ZM189 238H190V237H189ZM197 238H198V237H197ZM14 239L17 240L16 238H14ZM21 239H23V238L21 237ZM24 239H25V238H24ZM24 239H23V240H24ZM31 239H32V238H31ZM93 239H94V237H93ZM101 239H102V238H101ZM129 239H130V238H129ZM132 239H134V238H132ZM132 239H131V240H132ZM139 239H140V238H139ZM145 239H149V238H145ZM220 239H221V238H220ZM34 240H35V239H34ZM55 240H56V239H55ZM81 240H82V239H81ZM117 240H118V239H117ZM7 241H8V240H7ZM9 241H10V238H9ZM38 241H39V239H38ZM66 241H67V240H66ZM87 241H88V240H87ZM118 241H119V240H118ZM137 241H138V240H137ZM140 241H141V240H140ZM146 241H147V240H146ZM152 241H153V240H152ZM181 241H182V240H181ZM193 241H194V240H193ZM229 241H230V240H229ZM25 242H26V240H25ZM29 242H31V240H30ZM75 242H76V240L74 241V243H75ZM119 242H120V241H119ZM121 242H122V241H121ZM215 242H216V241H215ZM2 243H3V242H1V244H2ZM16 243H17V242H16ZM20 243H21V240H20ZM26 243H27V242H26ZM32 243H33V242H32ZM53 243H54V242H53ZM53 243H52V244H53ZM129 243H130V242H129ZM132 243H133V242H132ZM184 243H185V242H184ZM199 243H200V242H199ZM225 243H226V242H225ZM225 243H223V244H225ZM7 244H8V243H7ZM7 244H6V245H7ZM34 244H35V243H34ZM67 244H68V243H67ZM80 244H81V243H80ZM122 244H123V243H122ZM138 244H139V243H138ZM221 244H222V243H221ZM13 245H14V244H13ZM31 245H33V244H31ZM44 245H45V244H44ZM53 245H54V244H53ZM126 245H127V244H126ZM131 245H132V244H131ZM175 245H176V244H175ZM183 245H184V244H183ZM201 245H202V244H201ZM213 245H214V244H213ZM225 245H226V244H225ZM258 245H259V244H258ZM8 246H10V244H9ZM11 246H12V245H11ZM19 246H20V245H19ZM72 246H73V245H71V247H72ZM179 246H180V245H179ZM181 246H182V245H181ZM197 246H198V245H197ZM3 247H4V245L1 246L2 249H3ZM53 247H54V246H53ZM53 247L51 246V248H53ZM100 247H101V246H100ZM103 247H104V245H103ZM106 247H107V246H106ZM198 247H200V246H198ZM221 247H222V246H221ZM13 248H16V247H13ZM13 248H12V249H13ZM18 248H19V247H18ZM41 248H42V247H41ZM43 248H45V247H43ZM68 248H69V247H68ZM177 248H178V246H177ZM194 248H195V247H194ZM201 248H202V247H201ZM227 248H228V247H227ZM99 249H100V248H99ZM126 249H127V248H126ZM232 249H233V248H232ZM252 249H253V248H252ZM259 249H260V247H259ZM52 250H53V249H52ZM163 250H164V249H163ZM173 250H175V249H173ZM198 250H199V249H197V251H198ZM200 250H201V249H200ZM202 250H203V249H202ZM206 250H207V249H206ZM12 251H13V250H12ZM12 251H11V252H12ZM22 251H23V250H22ZM98 251H99V250H98ZM226 251H228V250H226ZM13 252H14V251H13ZM13 252H12V253H13ZM24 252L27 253V251H24ZM224 252H225V251H224ZM12 253H11V255H12ZM198 253H199V252H198ZM234 253H235V251H234ZM236 253H237V252H236ZM245 253H246V252H245ZM5 254H6V253H5ZM104 254H105V253H104ZM104 254H103V255H104ZM119 254H120V253H119ZM134 254H135V253H134ZM224 254H225V253H224ZM230 254H231V253H230ZM232 254H233V253H232ZM243 254H244V253H243ZM3 255H4V254H3ZM11 255H10V256H11ZM111 255H112V254H111ZM123 255H124V254H123ZM135 255H136V254H135ZM227 255H228V254H227ZM236 255H237V254H236ZM4 256H5V255H4ZM12 256H13V255H12ZM29 256H30V255H29ZM105 256H106V255H105ZM116 256H117V255H116ZM225 256H226V255H225ZM254 256H255V255H254ZM8 257H9V256H8ZM24 257H25V256H24ZM27 257H28V256L26 255V258H27ZM134 257H135V256H134ZM255 257H256V256H255ZM5 258H6V257H5ZM26 258H25V259H26ZM28 258H29V257H28ZM135 258H136V257H135ZM137 258H138V257H137ZM222 258H223V257H222ZM36 259H37V258H36ZM240 259H241V258H240ZM252 259H253V258H252ZM12 260H13V259H12ZM133 260H134V259H133ZM222 260H223V259H222ZM9 261H11V260H9ZM17 261H18V263H19V260H17ZM21 261H22V259H21ZM23 261H24V260H23ZM23 261H22V262H23ZM27 261H29V260L27 259ZM137 261H138V260H137ZM248 261H249V259H248ZM24 262H25V261H24ZM24 262H23V263H24ZM30 262H31V260L29 261V263H30ZM239 262H240V261H239ZM252 262H253V260H252ZM254 262H255V261H254ZM8 263H9V262H8ZM8 263H7V264H8ZM31 263H32V262H31ZM31 263H30V264H31ZM227 263H228V262H227ZM247 263H248V262H247ZM21 264H22V263H21ZM25 264H28V263L26 262ZM228 264H229V263H228ZM244 264H246V263H244Z\"/></svg>",
	"mask_w": 264,
	"mask_h": 264
}]
</instances>
